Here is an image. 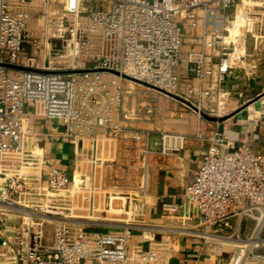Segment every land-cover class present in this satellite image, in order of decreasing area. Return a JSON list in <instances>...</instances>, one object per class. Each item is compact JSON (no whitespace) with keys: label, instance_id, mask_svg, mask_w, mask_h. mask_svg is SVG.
Wrapping results in <instances>:
<instances>
[{"label":"built area","instance_id":"obj_1","mask_svg":"<svg viewBox=\"0 0 264 264\" xmlns=\"http://www.w3.org/2000/svg\"><path fill=\"white\" fill-rule=\"evenodd\" d=\"M256 2L0 0V264H172L175 243L161 230L232 248L195 264L264 263V154L244 140L209 136L183 201L163 205L188 227L147 223L137 196L96 182L133 113L128 82L219 104L234 58L228 17ZM29 110L61 121L79 163L72 174L46 157L48 134ZM142 136L143 158L186 141L168 131L133 138ZM136 230L145 235L133 244Z\"/></svg>","mask_w":264,"mask_h":264},{"label":"crops","instance_id":"obj_2","mask_svg":"<svg viewBox=\"0 0 264 264\" xmlns=\"http://www.w3.org/2000/svg\"><path fill=\"white\" fill-rule=\"evenodd\" d=\"M228 40L232 41L233 47H229V49L234 58H231L230 74L222 85V91L223 96L230 101L229 105L233 107L229 112L233 115H226L223 120L216 122V124L202 122L201 137L198 136L200 133L195 135L193 131L186 128L171 130L186 135L184 147L175 154L150 153L146 158L138 159L136 163H133L135 167L129 165L130 168L127 171L130 176H123V171L120 174L113 173L111 172V166L106 168L104 167L106 165L103 166L102 172H99L96 176L97 184L106 188V190H115L118 185V188L123 191L122 189L132 186L135 182L136 186L133 191L139 196H137L138 206L142 208L143 219L147 223L168 227H188L191 225L179 216L164 215L163 205L179 204L183 201L185 187L195 178L202 156L207 149V143L203 138L211 132L218 131L226 139L235 143L244 140L253 150L264 154V115L241 114L243 107L264 90V45H258L254 42L255 39H252L251 33L245 31L243 26L237 28L233 26V31H230ZM134 94L135 92L132 91L125 95L124 105L126 107L128 102L136 104V102L133 103V100H135ZM229 95L231 96L229 97ZM237 103L243 106L240 108L235 107ZM58 121L51 120L48 127L41 121L37 122L44 125L45 133L48 134L44 143L48 142L53 149V157L49 154L46 155V151L45 155L53 165L66 169L69 174H72L77 170L79 163L75 160L72 145L62 136L63 130L56 129L54 131L55 126L59 125ZM122 125L125 127L124 138H120L114 144L116 145L117 142L127 143L130 152L134 145L146 144L143 136L137 142L134 141L133 137L136 131H142L143 133L150 131L153 137L158 134V132L152 130L153 128L146 127L143 120H128L124 121ZM43 145L45 149L46 145ZM114 177L122 178L121 182L112 180ZM124 177L125 180H123ZM119 204L120 201H113L114 206H119ZM179 215L181 216V212ZM91 228L97 227L91 225L89 229ZM247 228L248 226L244 228V231ZM99 229L102 231L103 228ZM161 231L163 232L156 234L158 238H161L163 233L169 234L175 243L171 258L172 264H195L197 261L212 263L218 258L227 259L232 251L228 244L205 241L188 233L179 234L171 230ZM142 235L145 234L138 230L134 231L131 243H140ZM258 251L264 252V244Z\"/></svg>","mask_w":264,"mask_h":264},{"label":"rangeland","instance_id":"obj_3","mask_svg":"<svg viewBox=\"0 0 264 264\" xmlns=\"http://www.w3.org/2000/svg\"><path fill=\"white\" fill-rule=\"evenodd\" d=\"M256 3H248V5H244L241 8H239L236 12L237 17L235 18L228 17L229 20H235L233 23H229V30L233 31V26L237 28L238 26H243L245 31L251 33L252 39H255L254 42H256L258 45H264V0H256ZM249 7V9H248ZM246 11V12H245ZM241 12V13H240ZM184 31H186V27L183 28ZM253 41V40H252ZM123 82V81H122ZM130 85L126 88L130 89L131 92H135V100H133V103L136 102V104H131L128 102L127 108L132 110L133 113L130 116L129 120L133 121H141L143 120L144 124L148 128H153L152 130L154 132H161V131H168L173 132L171 130H180V129H188L190 131H193L195 135L201 137V129H202V122H211L212 124H216L218 121H212L204 118L202 116V112H205L209 115L213 116H225L226 115H233L230 112V110L233 108L230 106V101L227 97H221L220 102L218 104V100H211L212 102H209L207 98L202 97H192L188 96L185 98L186 101H184V98L182 97H174L171 95H168L167 93L157 91L151 88H148L146 86L135 84L133 82H128ZM125 85V82H123V86ZM231 95H229L230 97ZM181 98V99H179ZM254 100L247 101L250 102L248 105L243 107L241 114L244 115H254V114H260L264 115V90L258 95L253 98ZM210 103V105L208 104ZM194 106H201V111H197L194 109L191 105ZM206 106V108L204 107ZM242 107L239 103L235 105V107ZM30 118H33L35 122L41 121L44 123V125L50 124V119H44V118H35L32 115V111L29 110ZM59 125L55 126L54 131L62 130V123L59 120ZM215 132H211V134L206 135L203 139L207 143V138L209 136H212ZM135 141V140H134ZM137 142V141H135ZM45 144V151L46 155H51L53 157V149L52 146L48 144V142L43 143ZM143 144L134 145V148L130 152V149L127 146V143H116L112 142L109 146H107L105 149H108V151L111 153V158H109V161L106 162V168L111 166L112 170L111 172L120 174L122 171L123 176H130L129 170L130 166L135 167L133 163H136L137 160H141L143 158L142 148ZM106 152V151H105ZM106 154V153H105ZM131 155V156H130ZM103 168V167H102ZM102 168H100V172H102ZM107 172V171H106ZM129 174V175H128ZM120 177V175H119ZM114 177L112 180L121 182L122 178ZM125 177L123 180H125ZM104 182V181H103ZM136 183L134 182L132 186L122 189L123 192L121 194H124L126 196H131L135 198L138 196L133 190H135ZM118 188V185H117ZM120 189V188H118ZM121 190V189H120ZM139 197V196H138ZM118 201V200H116ZM246 203H243V205ZM118 206H115L117 208ZM109 215H112L109 213ZM121 216V215H119ZM91 230H98V228H91ZM88 264H90V261H87Z\"/></svg>","mask_w":264,"mask_h":264},{"label":"water","instance_id":"obj_4","mask_svg":"<svg viewBox=\"0 0 264 264\" xmlns=\"http://www.w3.org/2000/svg\"><path fill=\"white\" fill-rule=\"evenodd\" d=\"M160 91H162V90H160ZM162 92H164V91H162ZM166 93H167L168 95H171V96L177 97V96H175V95H173V94H171V93H168V92H166ZM179 99H181V98H179ZM184 101H185V100H184ZM189 105H191L194 109L197 110V108H196L194 105H192V104H189ZM201 114H202V116H203L204 118H206V119H208V120H212V121H221V120L224 119V117L209 115V114H207V113H205V112H202Z\"/></svg>","mask_w":264,"mask_h":264},{"label":"bare ground","instance_id":"obj_5","mask_svg":"<svg viewBox=\"0 0 264 264\" xmlns=\"http://www.w3.org/2000/svg\"><path fill=\"white\" fill-rule=\"evenodd\" d=\"M198 111V110H197ZM199 111H201V110H199Z\"/></svg>","mask_w":264,"mask_h":264}]
</instances>
